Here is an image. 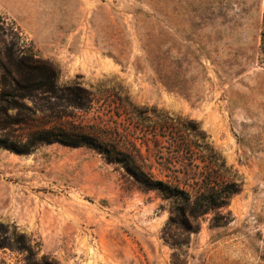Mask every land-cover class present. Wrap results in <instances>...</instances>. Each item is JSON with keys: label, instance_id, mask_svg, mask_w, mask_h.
<instances>
[{"label": "rangeland", "instance_id": "1", "mask_svg": "<svg viewBox=\"0 0 264 264\" xmlns=\"http://www.w3.org/2000/svg\"><path fill=\"white\" fill-rule=\"evenodd\" d=\"M263 22L264 0H0V90L16 75L10 55L51 73L16 105L0 104V142L23 150L0 147V264H264ZM144 41L180 62L185 73L167 77L191 99L162 84ZM133 107L145 125L195 121L239 172L228 225L207 214L197 234L173 228L188 242L174 250L163 229L175 200L88 146L28 144L64 130L134 151L123 142L141 136Z\"/></svg>", "mask_w": 264, "mask_h": 264}, {"label": "trees", "instance_id": "2", "mask_svg": "<svg viewBox=\"0 0 264 264\" xmlns=\"http://www.w3.org/2000/svg\"><path fill=\"white\" fill-rule=\"evenodd\" d=\"M144 16L152 18L148 14ZM260 36V49L264 54V22ZM143 50L146 53V61L162 84L169 91L191 99L188 90L186 92L184 90V84L174 81L180 74L185 73L180 62L160 57L157 54L160 50L158 42L144 41ZM153 51L156 55L152 57ZM10 57L14 61L16 75L13 76L9 71V77L3 76L0 104L13 106L17 104L18 99L29 96L33 89H37V86L46 85L51 73L39 61L23 57L13 58L12 55ZM111 57L118 64H123L118 57ZM262 61L264 64V58ZM197 63L203 66L200 60ZM167 74L173 76L174 80H170ZM39 77L43 78L45 83H40ZM12 83L19 86L12 91L6 90L5 87L10 88ZM49 84L54 91L55 84ZM68 90L69 95L74 94L72 88ZM83 99L85 102H91L90 96H84ZM67 105L81 108V104L76 103V100ZM132 109L142 120L141 136L135 138V141L139 139L141 144L137 146L134 140L131 141L128 138L130 134L123 137V142L132 143L134 151L83 132L69 134L64 130L39 131L35 134L34 141L28 144L32 146L34 143L59 142L71 147L88 146L105 155L109 161L120 164L143 188L160 191L165 199L175 200L169 220L163 229L164 241L174 250H181L188 242L174 238L171 235L173 228L182 229L189 235L197 234L201 227L200 220L207 214H214L211 220L212 226L228 225L232 216L229 212L224 214L222 211L229 206L233 196L240 192L241 178L239 172L229 166L223 156L212 146L207 133L195 121L179 116L173 118L165 115L155 124L145 125V120L148 118H142V111L136 107ZM0 147L9 148L15 152L23 151L18 145L4 142H0ZM142 147H145L146 154L143 153ZM176 255L173 254V257L175 258Z\"/></svg>", "mask_w": 264, "mask_h": 264}]
</instances>
